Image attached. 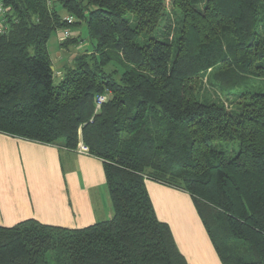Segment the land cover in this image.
I'll return each instance as SVG.
<instances>
[{
    "label": "trees",
    "instance_id": "1",
    "mask_svg": "<svg viewBox=\"0 0 264 264\" xmlns=\"http://www.w3.org/2000/svg\"><path fill=\"white\" fill-rule=\"evenodd\" d=\"M2 1L0 132L83 143L113 216L0 226V264H188L147 180L193 196L222 264H264V0ZM82 22L92 48L56 82L48 42Z\"/></svg>",
    "mask_w": 264,
    "mask_h": 264
},
{
    "label": "crops",
    "instance_id": "2",
    "mask_svg": "<svg viewBox=\"0 0 264 264\" xmlns=\"http://www.w3.org/2000/svg\"><path fill=\"white\" fill-rule=\"evenodd\" d=\"M146 184L158 218L170 225L188 264H222L191 195L152 180ZM112 216L100 158L0 132V226L36 219L84 228ZM190 223L202 236H193Z\"/></svg>",
    "mask_w": 264,
    "mask_h": 264
},
{
    "label": "rangeland",
    "instance_id": "3",
    "mask_svg": "<svg viewBox=\"0 0 264 264\" xmlns=\"http://www.w3.org/2000/svg\"><path fill=\"white\" fill-rule=\"evenodd\" d=\"M57 7L60 8L59 6H57ZM60 13H61V15L64 18L69 16L68 13L64 9H60ZM74 21H76V19ZM65 30H69L70 31V33H71L70 36L71 37H76V36L80 35V38L82 39L81 45H79L78 47H76V45L75 46L69 45L68 48L63 47L61 45V41H63L62 37H63V34H64ZM91 48H92V43L88 39L87 26H86L85 22H82V23H79V24H75L71 28L60 29L57 32H55L51 36V38H50V40L48 42V49H49V52H50V56H51V59L53 61L54 66H55L54 67V79H55V81L57 82L60 79V77H61V75L64 72L66 67H69V66L73 65L74 54H77L78 51H82L84 49H91ZM59 52H61V55L58 54ZM210 87H212V86H210ZM211 89L214 91V93H218L219 92L218 91L219 90L218 87L217 88L215 87V89L214 88H211ZM216 91H218V92H216ZM214 96L215 97L220 96L222 101H225L227 106L230 107L229 103H230L231 96H227L224 93L223 94L219 93V95L218 94H214ZM221 144L225 146L228 143L221 142ZM232 147H233L232 145L229 146L230 149ZM191 197H192L193 202H194V198H193L192 195H191ZM194 206L196 207L195 202H194ZM196 210H197V207H196ZM197 212H198V210H197ZM190 226H191L192 234H193L194 237H197L198 235L202 236V233L197 230L196 224L192 225L190 223Z\"/></svg>",
    "mask_w": 264,
    "mask_h": 264
},
{
    "label": "built area",
    "instance_id": "4",
    "mask_svg": "<svg viewBox=\"0 0 264 264\" xmlns=\"http://www.w3.org/2000/svg\"><path fill=\"white\" fill-rule=\"evenodd\" d=\"M49 5H52L54 0H47ZM7 8L2 0H0V35L8 34L11 30L10 23L6 17ZM66 20L69 24H71L74 19L71 16H67ZM71 35L69 30H65L62 39H67ZM106 100L104 95H100L97 97L96 103L97 107L99 108L101 104ZM78 150L88 153V147H86L83 143L79 144Z\"/></svg>",
    "mask_w": 264,
    "mask_h": 264
}]
</instances>
